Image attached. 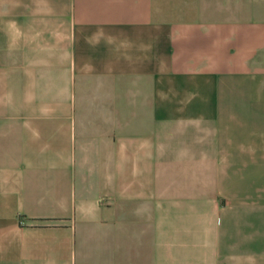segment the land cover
<instances>
[{"label":"crops","instance_id":"crops-1","mask_svg":"<svg viewBox=\"0 0 264 264\" xmlns=\"http://www.w3.org/2000/svg\"><path fill=\"white\" fill-rule=\"evenodd\" d=\"M0 264H264V0H0Z\"/></svg>","mask_w":264,"mask_h":264}]
</instances>
